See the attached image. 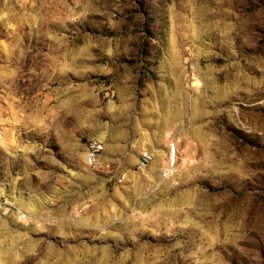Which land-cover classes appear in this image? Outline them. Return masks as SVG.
<instances>
[{
	"label": "rangeland",
	"instance_id": "374dc122",
	"mask_svg": "<svg viewBox=\"0 0 264 264\" xmlns=\"http://www.w3.org/2000/svg\"><path fill=\"white\" fill-rule=\"evenodd\" d=\"M0 264H264V0H0Z\"/></svg>",
	"mask_w": 264,
	"mask_h": 264
},
{
	"label": "built area",
	"instance_id": "2783aa9c",
	"mask_svg": "<svg viewBox=\"0 0 264 264\" xmlns=\"http://www.w3.org/2000/svg\"><path fill=\"white\" fill-rule=\"evenodd\" d=\"M174 149V148H173ZM103 150H104V143H102L101 145L99 146H95L93 147V151L89 153V155L86 157V164L89 165V166H92V165H95L99 162V159H100V156L101 154L103 153ZM173 154L171 155V163L174 159V150L172 152ZM153 153L148 151V150H143L139 156V159H138V165L140 167H146L148 164L151 163V161L153 160ZM172 166V164H171ZM171 173V170L170 169H166L165 171L162 172V175L164 177L168 176L169 174Z\"/></svg>",
	"mask_w": 264,
	"mask_h": 264
},
{
	"label": "bare ground",
	"instance_id": "6f19581e",
	"mask_svg": "<svg viewBox=\"0 0 264 264\" xmlns=\"http://www.w3.org/2000/svg\"><path fill=\"white\" fill-rule=\"evenodd\" d=\"M102 143L103 142H101L100 140H97V139H91V140H89V142L87 143L88 145H87V148H86L85 160H86V157L89 155V153L93 151V147L99 146Z\"/></svg>",
	"mask_w": 264,
	"mask_h": 264
},
{
	"label": "crops",
	"instance_id": "0c3cea01",
	"mask_svg": "<svg viewBox=\"0 0 264 264\" xmlns=\"http://www.w3.org/2000/svg\"><path fill=\"white\" fill-rule=\"evenodd\" d=\"M100 139V138H99ZM100 141H101V139H100ZM101 142H103V140L101 141ZM104 143V142H103ZM104 149H105V144H104ZM102 154H104V153H102ZM101 154V155H102ZM104 157L103 156H100V159H99V162H101V163H103L104 161V159H103Z\"/></svg>",
	"mask_w": 264,
	"mask_h": 264
}]
</instances>
